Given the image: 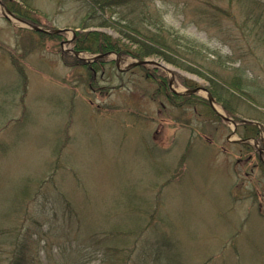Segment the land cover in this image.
<instances>
[{
  "label": "rangeland",
  "instance_id": "374dc122",
  "mask_svg": "<svg viewBox=\"0 0 264 264\" xmlns=\"http://www.w3.org/2000/svg\"><path fill=\"white\" fill-rule=\"evenodd\" d=\"M92 1L0 0V264H264V0ZM125 24L186 62L71 48Z\"/></svg>",
  "mask_w": 264,
  "mask_h": 264
},
{
  "label": "trees",
  "instance_id": "16d2710c",
  "mask_svg": "<svg viewBox=\"0 0 264 264\" xmlns=\"http://www.w3.org/2000/svg\"><path fill=\"white\" fill-rule=\"evenodd\" d=\"M124 2L125 0H93L92 1L93 4H91V6L94 12L99 11L103 14H113V8L120 7ZM9 11H11L14 15H17V18L21 20L23 18L25 21H29V19L22 12H19L18 10L14 11L13 9H9ZM120 25H122V23ZM98 27L104 28V27H108V25L104 22L100 24ZM86 29L87 27H82L81 32H78L76 34V36L73 38L70 44L72 50L75 52H89L91 54H97L98 56H103V57H99L96 63L93 64L95 66H99L100 64V67H102L103 64L106 62L105 56H107L110 53H116L121 57H131L138 61H143V59H147V58H161L163 60L165 59V61H167L168 63H170V57L175 56L176 61L183 63L186 62L184 56H181L179 52L176 51L177 48L171 46V44L164 37H160L155 34L150 35V37L148 38H144L143 36L140 35L138 36L136 35L138 32L130 24L123 26L124 29L123 31L118 30V33L121 35V38L124 40L123 43H121L119 40L116 41L112 40L101 33L89 32V31L85 32ZM40 34L42 35L43 33ZM51 38L59 43H64L63 42L64 36L62 32L54 34L53 37ZM126 42L128 45L134 47V50L130 51L128 50V48L126 49L125 46L123 45ZM70 57L71 56L65 54L61 56V60L66 66L70 68H75V67H81V65H83L82 62L77 61ZM86 67L88 66L86 65ZM139 68L141 70L147 71L145 70V65L139 66ZM92 70H93L92 66H89L87 69L88 72ZM153 79L157 80L159 82V85L164 87L163 88L165 91L164 95L166 96L167 100L171 105L173 106L184 105L189 100V98L186 96H179V97L173 96L169 92H167L165 87L166 80L165 79L161 80L160 76L156 77L153 74ZM223 84H224V89L226 90L228 96L229 95L231 96V94L233 93H237L238 95L243 96L252 103H256L252 95L244 91L245 86L242 84L241 79H235L230 83L224 82ZM211 85H212L211 90L213 91V94L217 102H221L220 100L221 97L219 96V94H217L218 92H216L214 89L216 87L223 89V87L221 85L218 86V83L215 82L212 83ZM101 94L102 93L100 92V95ZM193 99L194 98L191 97L192 101ZM225 101H227V99ZM244 127L250 132L251 135L250 137L255 138L257 136L258 130L254 125L246 124ZM20 252L21 251H18L11 257L10 264L26 263V259H24L23 254H20Z\"/></svg>",
  "mask_w": 264,
  "mask_h": 264
},
{
  "label": "water",
  "instance_id": "95a60500",
  "mask_svg": "<svg viewBox=\"0 0 264 264\" xmlns=\"http://www.w3.org/2000/svg\"><path fill=\"white\" fill-rule=\"evenodd\" d=\"M0 5H1V3H0ZM6 12L14 19V20H16L17 22H19L20 24H23V25H26V26H29V25H27L26 23H24L23 21H21L20 19H17V18H15L14 16H12L7 10H6ZM30 28L34 31V32H40V33H47V32H45V31H43V30H41V29H39V28H37V27H34V26H30ZM99 57H103V56H99ZM148 64H150L149 62H146V61H143V62H139V63H137V64H135V65H133V66H144V65H148ZM202 91V92H204V93H206L207 94V102H208V104H209V106L211 107V109L212 110H214V108H213V104H212V98H211V96L207 93V91L205 90V89H196V90H194L193 91V93H195L196 91ZM175 94V93H174ZM219 117L221 118V119H223L224 121H228V119H226V118H224L223 116H221V115H219Z\"/></svg>",
  "mask_w": 264,
  "mask_h": 264
}]
</instances>
